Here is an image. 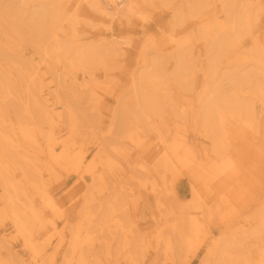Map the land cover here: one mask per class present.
Listing matches in <instances>:
<instances>
[{
	"label": "rangeland",
	"instance_id": "obj_1",
	"mask_svg": "<svg viewBox=\"0 0 264 264\" xmlns=\"http://www.w3.org/2000/svg\"><path fill=\"white\" fill-rule=\"evenodd\" d=\"M19 1L0 0V264L261 263L264 99L242 86L253 119L236 107L222 114L219 154L203 130L197 95L212 69L222 75L254 67L264 49V0H135L134 12L111 19L92 0H60L75 21L36 18L29 36L22 21L49 0ZM235 13L241 35L219 54L215 45L232 33ZM102 41L124 52L87 67L70 63L80 46ZM54 46L66 47L65 55ZM177 51L193 79L185 88L168 78L175 111L163 106L161 118L139 120L137 105L120 124L117 110L134 103L133 78L156 60L168 73ZM259 81L264 71L253 74L252 83ZM224 86L221 96L234 101L236 89ZM3 172L18 194L19 225Z\"/></svg>",
	"mask_w": 264,
	"mask_h": 264
},
{
	"label": "bare ground",
	"instance_id": "obj_2",
	"mask_svg": "<svg viewBox=\"0 0 264 264\" xmlns=\"http://www.w3.org/2000/svg\"><path fill=\"white\" fill-rule=\"evenodd\" d=\"M27 1L28 0H20L19 2L20 3H25ZM148 1H150V0H142V2H148ZM92 2H93V6H92L93 9L95 11H97L99 13V15L102 18H104V19H111L116 14H118L120 11H125V12L130 13V12H134L135 9H136V1L135 0H92ZM13 5H14V3H13ZM109 6H112L113 7V11H111V10L108 9ZM10 8H13V7L10 6ZM242 8H243V6H242ZM14 9H15V7H14ZM69 9L70 8L68 7V10ZM245 9L246 8L244 7L243 10L245 11ZM8 10L9 11H12L10 9H8ZM5 12L8 13V11H5ZM247 12L245 11V13H247ZM3 13H4V11H3ZM236 13H238V12H236ZM236 13L234 14V16L232 15V17H233V19L231 18L232 21L230 20L231 21L230 22V27L232 29V33H230L228 36L224 37L223 39L221 38L222 40H220L216 45L215 44H210L209 45V48L210 49L213 48V46L215 45V49L214 50H217L218 51L217 53L221 54V51H223L224 49L227 52V48L230 47V50H231V47L236 42V39L237 38L239 39V35H241V32L240 31L238 32L236 30V27L238 25V22L240 20V17ZM10 14H8V15H10ZM18 14H21V11L18 12ZM68 14H69V12H68ZM2 15H0V16H2ZM247 15L248 14H246V16ZM5 16H3V17H5ZM36 18H40V19H42V20H44L46 22H50L51 25L53 24V25H56L57 26V25L61 24L62 22L64 23V21H66V20H72L74 22L75 21V13H72V15L70 13V16L64 14V12H63V2L60 1V0L41 1L32 10L31 14L24 21H22L21 28H22L24 34H26L28 36L31 34L32 30H31L30 27H33L34 26V22H35ZM8 20H9V18H8ZM246 23L249 24L248 18H246ZM231 29H229V30H231ZM214 32H215V30H214ZM39 33H42V32H39ZM214 34H217V33H214ZM211 37H212V35H211ZM54 48H55V50H54ZM54 48H53V50H54V52H55L56 55H65V51H66L65 48L66 47H62V46L55 47L54 46ZM122 49H123L122 47L117 46V45H113V43H111V42H105V41L103 42L102 41V42L97 43V44H93V43L91 44V43H89V44L80 46L74 52V55L72 57V62H70V63H73L74 65L81 64V65H85V66L86 65H91L92 63H93V65L94 64L96 65V62H97L96 60H98L99 57H102L103 56L104 59H102L103 58L102 57L101 60L104 61V60H106L105 59V55L107 57L110 54L109 57H111L112 56L111 54H118V53L124 52ZM183 49H184V47H183ZM196 51H198V50H196ZM183 52H181V53L178 52L176 54L175 65H174L173 69L169 70L168 73L165 71V68L163 67V65H161L159 63L160 61L159 62H156L157 61L156 60L155 62H152L151 66L148 65V66L145 67V69L143 68L144 69V72L141 71L142 74L140 73V76L141 77H140L139 80H138V78L137 79L135 77H134L135 79L133 78V81L135 80L133 82L134 83V88H135V92H134V103L133 104L132 103H122V105L120 106V109L117 110V117H118V120H119V123L120 124L122 122H124V120H126L128 117L135 116V115H132L131 114V113H133L132 111L134 109V108L131 109V107L137 106V105L140 106V109H139V112H136L135 111L136 114L137 113L138 114L136 115L137 117H134V118L139 119V120L140 119H143V117L145 118V116L148 117L149 115L150 116L153 115V116H157V117L159 116V118H161L162 117V112L160 113L159 110L161 108L163 109V106L164 107L166 106L165 108H167V106H168L170 110L173 109V111H175V109L173 107L176 106V105L174 103L173 97H172L173 102H170L169 101V98H170L171 95L168 97V95L166 94V92L168 91V90L166 91V88H167V85H168L167 82H168L169 79L172 80V81L174 80V83H176L178 85H181V86H183V87L186 88V87H188L190 85V83H189V81H190L189 76H190V78H192L190 74L193 71L192 70L193 67H191V63L188 62V61H186L185 58H184V56L182 55ZM255 55L257 57L253 60V62H254V65L253 66L254 67L251 68V70H247V71H245V72H243L241 74L234 73V72L228 70V71L224 72L222 75H218L219 73H221L220 71L222 69L219 68L220 71L219 72H217L218 70L216 71L218 74L215 73V72H213V69L212 70L210 69L211 71L210 70L209 71L211 73L210 72H207L209 74L207 75V79L204 82V86L202 88V91H200L199 95H197L198 96V100L200 102V110H201V113H202L201 118H202V127H203V130L206 133H208L210 135V137L213 139V141H214V147H215V149L217 150V152L219 154L222 153V146H223V143H224L222 140H220V134H222V133H224L226 131L225 130V127H224V125L222 123V119H221L222 118V114L224 112H226V110L228 111V108L229 107H231L232 110H233V108L236 107L235 111L238 113V115L240 117H243V118L247 119L248 121H251L253 119V114L251 113L252 112V109L250 107V104H249L248 100L245 99V98H243V97H241L239 95V92L241 91L242 86L245 85V84L250 85V87L252 88V93L255 94V95H257V96H259L261 99H264V81H259V82H256V83H252L253 74L254 73H257V72H263L264 71V49L262 48ZM209 57H210V55H209ZM215 57H217V55H215ZM64 59H66V58H64ZM214 60H215V58H214V56L212 57V54H211V60L209 59V61L211 63L210 64L211 66L208 65V67L210 66V68H212L214 65H215L214 66L215 68L217 67L216 66V64H217V61L216 60H218V59L215 60L216 61V64H213V61ZM234 71H235V68H234ZM0 81H2V75H0ZM191 82H192V80H191ZM226 84L229 85V86L231 85V87H234L236 89L235 90L236 91V95L234 94L235 91L232 92V93H230L231 95L234 94V97H236V99L234 98L235 99L234 101H233V99H231V97H233V96H231L230 99H228V96L226 98H223L222 97L223 95L220 94L221 93L220 91L223 90V86L226 85ZM191 86H192V83H191ZM189 88H190V86H189ZM223 92H225V91H223ZM230 94H228V95L230 96ZM171 103H173L174 106ZM229 110H230V108H229ZM129 119H131V118H129ZM145 119H147V118H145ZM133 120H135V119H133ZM144 120H143V122H144ZM141 121H140V124L137 123V125L139 124V126H140L141 125ZM145 123H146V126H147L148 123L147 122H145ZM143 126H145V125H141V128ZM162 140H163V138H162ZM137 142L139 143V140H137ZM168 159H169V155L166 156V161L167 162H169ZM2 168L3 167L0 164V172L2 171L1 170ZM7 174H8V172H7ZM229 174L234 175V172L229 171ZM3 175H4V172H3ZM4 176L5 177H1V178H3L2 179L3 180V186H4V189H5V194H6V199H7V202H8V207L11 210V212L14 214L15 223L17 225H19L20 222L22 221V217L20 215V212L17 211L18 206H17L16 199L18 197V194H15L13 192V190H12V182L9 181V180H11L10 179V176H8L9 179L6 177V174ZM84 207L86 208L85 205H84ZM108 207H110V206H108ZM107 210L110 211L111 208L110 209H107ZM263 210H262V212H263ZM113 212H116L115 209H114ZM106 213H107V216H110L108 214V211ZM107 216L105 218H107ZM259 216L261 218V220H260L261 223H263V225H264V212L261 213V215L259 214ZM108 218H110V217H108ZM111 219H112V217H111ZM119 220H121V219H119ZM104 222H106V220ZM113 227H112V229H113ZM116 229H114L112 231L115 232ZM118 231H119V229H118ZM262 232H263V230H262ZM120 234H121V236H124V235H122V232H120ZM29 241L27 242L28 244H30ZM219 254H221V253H219ZM261 256H262V261L259 264H264V251L262 252ZM226 257H227V260H226L227 262H230V261L232 262V259H230V258H232L231 255H227ZM234 258H236V257H234ZM238 258H240V260H242L244 257H242V258L241 257H238ZM224 259H226V258H224ZM235 260H233V261H235ZM223 261H225V260H223ZM224 263H226V262H224ZM224 263H222V264H224ZM237 264H240L239 263V260H238V263ZM248 264H250V263H248Z\"/></svg>",
	"mask_w": 264,
	"mask_h": 264
}]
</instances>
